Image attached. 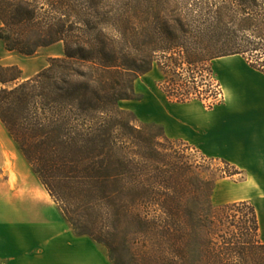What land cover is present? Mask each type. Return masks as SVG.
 I'll list each match as a JSON object with an SVG mask.
<instances>
[{
    "label": "trees",
    "instance_id": "trees-1",
    "mask_svg": "<svg viewBox=\"0 0 264 264\" xmlns=\"http://www.w3.org/2000/svg\"><path fill=\"white\" fill-rule=\"evenodd\" d=\"M191 1L186 7L161 0H0V40L7 51L30 56L39 48L63 45V57L51 59L32 78L0 88V121L72 229L104 245L113 264H125L114 255L120 245L127 246L132 264H191L188 231L202 240L197 264H264L253 206L214 207L215 181L204 182V199L191 198L190 206L232 227L235 207H246L250 219L237 236L199 220L180 194L187 184L172 177L178 172L167 176L137 156L141 145H154L155 139L178 141L118 105L135 99L134 82L159 56L165 60L160 67L178 78L186 75V83L193 84L187 90L162 87L175 103L203 101L194 73L206 67L213 79L215 59L240 55L264 73V64L247 56L250 50L209 36L211 25L202 17L210 4ZM258 3L264 9V0H215L208 15L219 16L235 4L248 27L264 18ZM19 79L18 68L0 65L1 85ZM119 231L123 243H117Z\"/></svg>",
    "mask_w": 264,
    "mask_h": 264
},
{
    "label": "crops",
    "instance_id": "crops-1",
    "mask_svg": "<svg viewBox=\"0 0 264 264\" xmlns=\"http://www.w3.org/2000/svg\"><path fill=\"white\" fill-rule=\"evenodd\" d=\"M212 68L221 102L209 109L196 100L158 98L139 117L160 125L169 139L234 167V181L217 180L211 200L252 205L264 244V73L240 55L215 59ZM0 149L5 163L7 151ZM21 168L15 188L0 183V264H112L100 245L73 233L44 186Z\"/></svg>",
    "mask_w": 264,
    "mask_h": 264
},
{
    "label": "rangeland",
    "instance_id": "rangeland-1",
    "mask_svg": "<svg viewBox=\"0 0 264 264\" xmlns=\"http://www.w3.org/2000/svg\"><path fill=\"white\" fill-rule=\"evenodd\" d=\"M204 1L207 2V4H210V5H206L207 14L205 15V17H202L203 22L205 24L209 26L211 25L209 29L210 32H208V35L215 36L216 38L230 40V42L234 44V49L250 50L247 56L258 64L261 63L264 64V18L262 14V12H264V9H262L263 5L261 3H258L260 4L261 7L259 13L261 12L262 16H260L259 19L255 18L252 24H250V26L245 27L244 23L240 21L241 15L237 10L239 8L235 7V4L231 10L230 9L223 10L222 13L218 14L219 16H217L211 14L208 15V11L211 12L214 8L218 6L217 3H216V7L214 6L215 0H209V1L204 0ZM161 2H167L168 4L171 5L177 4L179 6H186V7L190 3H192L191 0H161ZM211 8L212 10H210ZM214 18L216 19V21ZM257 21L258 23H256ZM245 29H249V31ZM61 57H63L62 43H55L47 47L39 48L32 55L26 56L18 52L7 51L4 46V43L0 40V65L4 67L15 66L21 71V79L9 83L6 86L0 84V88L11 87L15 85L17 82H22L24 80L32 78L42 69L47 67L51 59L61 58ZM163 63H165L164 58L159 56L158 59H156V61L152 64L150 71L138 77L134 82L135 99L124 100L118 104L120 109L133 112L135 116L138 118V120L142 123H152L151 121L142 120L139 116H146L145 114H147V111H149L150 106L152 105L153 102H156L158 98H164L167 102H170L166 98L164 91L162 90V87L169 89V87L171 88L172 85L174 86L180 85L182 90L183 88L187 90L193 85L192 82H189L190 84L186 83L187 81H190L184 78V76L186 75H183L182 78H178L169 71L167 70L165 71L162 67L163 65L161 67L159 65ZM204 68L205 69H203L202 67L200 68V70L197 71L195 70L194 82L195 85L197 86L198 92L202 97L203 100L202 103L207 107L208 104L211 103L217 104L221 102L223 97H222V90L220 87V83L218 82L214 74L213 68H212L213 79L210 78L212 77V74L210 73V71H208L209 69H207L206 67ZM187 72L185 74H187ZM170 103H175V102H170ZM153 143L154 145H149V146L141 145L137 149L138 158L145 164L152 163L153 166H156L160 170L167 172V176L177 171L178 172L176 173L177 175L174 173L172 174V177L177 180H182V183L187 184L188 187L186 189V192L185 191L183 192L181 189L180 194H182V196L185 195L184 199L188 200L187 204H189V206L191 203V198H195L198 201V203L201 202L202 199H204V194H203L205 187L204 182H209V184H212L214 181L216 182L217 180L222 178L225 179L227 178V180L229 179L234 181V175H231L232 172L234 173L232 169H230L226 165L221 164L220 160L218 159L216 162L206 158L204 159L202 155L206 157L208 156L203 154L201 151L199 153L196 151V149H191V146L190 147L187 146L182 141L166 142L163 139L159 138V139H155ZM0 145H2L3 149H5V152L7 151L6 154L8 155L6 162L4 161L5 163H2L0 161V183H4L8 181L10 187L15 188L17 186L16 183L18 182L17 179L23 175V172L21 171L22 169L21 167H24V169L29 173L30 176L36 177L30 165L25 161L24 158H22L23 156L19 152L12 137L6 131L1 121H0ZM7 146L9 148H7ZM131 149H133V147L130 148V150ZM190 182H192L191 184H193L192 187H190L189 185ZM210 203L212 204V206L215 207V205H213L211 198H210ZM189 209L192 214L195 213V215H197L196 217H198L199 220L201 219L205 221L207 219L208 221L215 222L217 225L220 224L218 226H220L222 230L225 229L231 230L234 232V236H237L240 225L249 226L250 214L246 209V207H242V206L235 207L233 211H231L234 222L233 227L227 224L224 218L221 219L220 222L218 221L219 219H216V217L211 218L212 214L208 215L198 210L199 208L195 209L194 206L193 207L190 206ZM64 220L66 221L65 218ZM66 223L69 225L73 233L76 236H78L76 232L72 229L70 224L67 221ZM117 233H118L116 237L117 243L118 242L123 243L121 240L123 237L122 236L123 233L121 231ZM188 233H189V237L187 240L188 260L191 264H195V263L197 264V261L202 257L199 246L202 240L197 238L194 235V232L188 231ZM78 237H87V236H78ZM216 239L218 240V238ZM97 244L100 245L105 250L107 257L112 263V258H111L112 254L110 253V251L104 245L99 243ZM116 252L115 254L114 253L113 254L116 257L119 256L120 260L125 262V264H132L131 260H129L130 255L127 246L123 247L120 245L119 247H117Z\"/></svg>",
    "mask_w": 264,
    "mask_h": 264
}]
</instances>
